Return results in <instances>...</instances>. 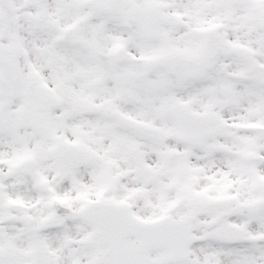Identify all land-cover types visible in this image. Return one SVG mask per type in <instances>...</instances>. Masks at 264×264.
<instances>
[{
  "label": "rangeland",
  "instance_id": "374dc122",
  "mask_svg": "<svg viewBox=\"0 0 264 264\" xmlns=\"http://www.w3.org/2000/svg\"><path fill=\"white\" fill-rule=\"evenodd\" d=\"M143 2L146 6H180V11L173 16V22L176 25V17L182 13L179 18L182 23L180 27L176 26L172 44H183L182 41L190 31H179L190 27V22L186 21L194 19L190 13H199L200 8H204L202 18L205 19L206 13L210 17L206 21H198L197 28L202 33L201 25L206 22L205 32L216 30L222 33L226 49L222 53V65L215 73L208 69L199 72L173 67L168 71L154 69V63L164 56L163 52L156 55L152 47L145 48L136 42L125 41L115 33L112 34L111 43L104 41L103 32L99 31L94 39L81 42L82 45L89 46V50L76 46L84 48L91 56V72L96 77L95 84L100 80L104 81L96 87L100 96L87 106H80L86 113L95 115L90 122L96 129L98 117L102 120L105 113L109 114L112 126L105 147L112 158L118 160L111 165V182L125 184L127 187L123 189L128 196L136 193L135 190H142L150 197L153 206L149 210L157 212L144 211L141 216L144 219L151 213L155 217L166 215L175 220L197 217L193 222L196 233L207 243L204 248L207 256L216 254L223 258L219 263L264 264V162L253 166L249 161L252 154L264 158V133L257 132L259 124L264 128V50L257 46V43L264 41V0ZM101 4L100 8L96 5L92 9L94 20L103 19L107 1L102 0ZM42 5L48 14L45 21H40L37 13L31 11L32 30L39 32L40 27L46 28L48 36L41 42L31 41L32 46L43 52L41 61L34 54L28 64L30 71L39 73V80L32 88V94L36 97L39 85L47 86L56 103L47 109L46 115L55 119L69 116V121H72L78 109L77 90L72 83V53L64 56L58 53L56 60H50V56L57 52L55 27L59 23L58 2L45 0ZM253 5L256 14L250 12ZM235 19L255 20L261 29L255 33L250 28L240 27L243 32L239 29L235 40ZM96 28H100L98 23ZM253 35L255 38H252ZM64 44L68 47V44L74 43ZM111 45L113 53L122 47L124 58L120 64H116L117 68L105 72L101 58ZM70 48L73 46L70 45ZM245 52L255 54V69L242 62L240 57ZM191 53L196 54L194 51ZM148 54H151V59H148L151 67L142 71L144 60L139 61L138 58ZM61 58L68 62L66 71L69 72L66 74L62 73L65 65L60 62ZM128 67L131 69L124 72ZM180 104L187 106L195 114L216 116L225 131L206 141L199 149L181 148L179 138L183 134V128L173 115V109ZM117 118L120 123L116 121ZM114 123L120 125L114 126ZM139 123L156 128L157 138L151 141L136 133L134 127ZM69 125V130H72L73 126L71 123ZM97 152L103 155L104 147H97ZM169 156H174L175 159L168 161ZM209 185L215 186L219 191V199L207 194ZM143 209L147 210L145 206ZM227 227L245 231L242 244L235 249V257L231 250L218 248L214 243L217 239L226 242L224 234ZM248 247L255 252L253 255L247 253ZM159 257L157 254L154 257L158 264L161 261Z\"/></svg>",
  "mask_w": 264,
  "mask_h": 264
},
{
  "label": "flooded vegetation",
  "instance_id": "af4514ba",
  "mask_svg": "<svg viewBox=\"0 0 264 264\" xmlns=\"http://www.w3.org/2000/svg\"><path fill=\"white\" fill-rule=\"evenodd\" d=\"M33 1L42 5L45 0H0V15L4 16L0 24L3 22L5 26L1 28L0 25V49L16 61L21 79L29 88L26 99L14 101L12 117L23 113L30 115L26 128L12 133L0 129V264H112L113 244L136 245L138 240L115 235L117 229L122 231L127 225L126 214L121 211L113 213L106 207L127 206L139 220H142L144 210L142 201L134 204L124 199L122 185L95 182L97 167L92 162L97 154V143L101 148L106 142L99 139L108 136L110 121L106 113L104 126L96 130L80 109V105L86 106L93 100L95 88L104 82L100 80L95 84L92 59L84 49L90 47L81 42L94 39L99 31L103 32V40L109 43L113 33L125 41L141 40L145 32L142 14L138 11L149 6H145L143 0H106L101 21L93 19L92 9L96 5L100 8L102 0H56L58 39L64 41L66 38L84 47L72 53V83L77 90L78 109L72 121L62 125L63 120L69 118L59 116L55 119L46 115V109L37 108V101L31 93L39 79L32 74L28 64L34 54L39 61L43 58V52L32 46L31 41L41 42L47 38L46 28L40 27L39 32H32L31 11L37 13ZM174 27L170 20L161 27L158 39L152 44L154 52L165 50L170 53L166 58L174 57L176 53L182 57H199L209 52L210 59L203 70L214 72L222 65L223 48L215 42H207L206 35L193 36V45L185 42L171 46L173 36L170 33ZM186 37L189 40L192 34ZM58 53L65 54L62 48H58ZM119 56L123 57L122 51L114 55L109 46L101 58L103 70L112 71V60ZM162 61L154 64L155 69L170 70V67L161 66ZM60 62L65 65L62 73L69 72L66 71L68 62L64 58ZM5 89L4 72L0 68V91ZM69 123L72 130H69ZM67 145L87 153L86 157L80 156L86 160L84 165L71 166L74 157L57 155V148ZM105 174L106 167L103 168ZM48 199L53 201L50 207Z\"/></svg>",
  "mask_w": 264,
  "mask_h": 264
},
{
  "label": "water",
  "instance_id": "95a60500",
  "mask_svg": "<svg viewBox=\"0 0 264 264\" xmlns=\"http://www.w3.org/2000/svg\"><path fill=\"white\" fill-rule=\"evenodd\" d=\"M40 93H41L40 94L41 101L44 102V103L49 104L51 102V99H50L49 95L47 94V92L44 89H41L40 90ZM9 109H10V103H8L7 106L3 108L4 113L5 114L8 113ZM178 114L181 115L182 121L185 124H188V126L190 127V129L193 132L195 130L194 126L196 127V129H198V128H202V126L205 127L206 123L208 124L207 126H209V125L212 124V120H210L209 118H206V117H196L194 115L188 114L185 111V109H183V108H181V110H179ZM210 135H211L210 130H208V129L204 130L203 129V132L200 135H198L197 137L191 136V137L187 138V140H189L191 142L193 141L192 142L193 144L199 145L204 138H206V137H208ZM260 161L261 160H258L257 158H253V162L256 163V164L260 163ZM172 226L181 228V227H184L186 225H185V223H179V224H173ZM147 229H149V228H144V230H147ZM233 232H234V238L233 239L240 240L242 238V235H243L242 231H239V230L231 231V233H233ZM175 233L178 234L179 232L178 231H175ZM150 243H153V242H150ZM156 245L158 246L160 244H156ZM153 247H156V246H152V248ZM152 248H149L147 250L146 249L143 250L142 251V254L144 252L152 249Z\"/></svg>",
  "mask_w": 264,
  "mask_h": 264
}]
</instances>
